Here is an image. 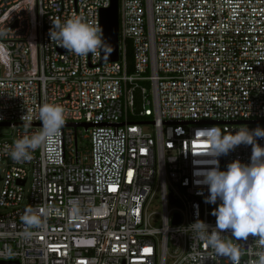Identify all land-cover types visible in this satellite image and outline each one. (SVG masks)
<instances>
[{"label": "built area", "instance_id": "built-area-1", "mask_svg": "<svg viewBox=\"0 0 264 264\" xmlns=\"http://www.w3.org/2000/svg\"><path fill=\"white\" fill-rule=\"evenodd\" d=\"M108 4L0 0V124L14 128L0 139V260L231 264L190 224L215 225L197 182L216 159L202 130L264 128V0H117L116 60L50 41L57 21L99 26ZM46 103L88 125H64L30 160H13L9 146L41 131ZM251 150L220 156V169L249 163ZM26 208L43 213L42 227L26 229ZM223 238L238 245V264L264 253L257 238Z\"/></svg>", "mask_w": 264, "mask_h": 264}, {"label": "clouds", "instance_id": "clouds-1", "mask_svg": "<svg viewBox=\"0 0 264 264\" xmlns=\"http://www.w3.org/2000/svg\"><path fill=\"white\" fill-rule=\"evenodd\" d=\"M49 38L58 47L79 57H87L90 53L106 60L113 51L107 46L103 29L88 24L83 17L55 22L49 29ZM39 119L42 122L40 132L18 138L9 146L8 154L13 160H30L33 151L57 135L66 123L65 109L46 103L39 108ZM21 120L25 122V127L31 123V118L24 115ZM202 131L207 133L216 159L212 161V167L201 172L197 182L208 188L205 201L216 205L211 213L215 217V225L197 218L190 224V230L215 255L228 258L231 264H238L240 249L231 239H224V233H230L237 241H247L251 236L264 246V146L257 142L264 138V128L257 126L249 129L244 126L231 132H223L219 128ZM240 145L251 146L249 163L235 159L227 164L225 170L220 169L218 158L228 155ZM42 215V212L26 208L21 220L26 229L40 228ZM24 235L30 237L32 233L26 230ZM258 264H264V253L260 254Z\"/></svg>", "mask_w": 264, "mask_h": 264}, {"label": "water", "instance_id": "water-1", "mask_svg": "<svg viewBox=\"0 0 264 264\" xmlns=\"http://www.w3.org/2000/svg\"><path fill=\"white\" fill-rule=\"evenodd\" d=\"M99 27L103 29L104 38L107 41V46L113 49L108 59H101L100 62L108 60H116L118 58V46H117V0H109V4L106 7L100 8L99 11ZM17 124V123H16ZM78 122H66L65 125H79ZM84 127L88 123H82ZM172 201V200H171ZM177 217L173 219L176 221ZM0 264H10V261H1ZM16 264V262H14Z\"/></svg>", "mask_w": 264, "mask_h": 264}, {"label": "rangeland", "instance_id": "rangeland-1", "mask_svg": "<svg viewBox=\"0 0 264 264\" xmlns=\"http://www.w3.org/2000/svg\"><path fill=\"white\" fill-rule=\"evenodd\" d=\"M14 128L8 125L0 124V139L11 138ZM28 185V180L24 185V188ZM5 211V208L0 206V212ZM218 264H224L222 260L218 261Z\"/></svg>", "mask_w": 264, "mask_h": 264}, {"label": "trees", "instance_id": "trees-1", "mask_svg": "<svg viewBox=\"0 0 264 264\" xmlns=\"http://www.w3.org/2000/svg\"><path fill=\"white\" fill-rule=\"evenodd\" d=\"M125 56L127 60V70H129L130 69V47L128 45L125 50Z\"/></svg>", "mask_w": 264, "mask_h": 264}, {"label": "snow or ice", "instance_id": "snow-or-ice-1", "mask_svg": "<svg viewBox=\"0 0 264 264\" xmlns=\"http://www.w3.org/2000/svg\"><path fill=\"white\" fill-rule=\"evenodd\" d=\"M145 251H148V250H145Z\"/></svg>", "mask_w": 264, "mask_h": 264}]
</instances>
